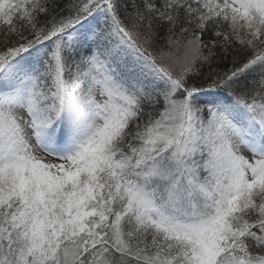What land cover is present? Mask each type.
I'll list each match as a JSON object with an SVG mask.
<instances>
[{
	"label": "snow or ice",
	"instance_id": "snow-or-ice-1",
	"mask_svg": "<svg viewBox=\"0 0 264 264\" xmlns=\"http://www.w3.org/2000/svg\"><path fill=\"white\" fill-rule=\"evenodd\" d=\"M0 264H264V0H0Z\"/></svg>",
	"mask_w": 264,
	"mask_h": 264
}]
</instances>
